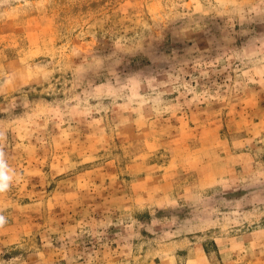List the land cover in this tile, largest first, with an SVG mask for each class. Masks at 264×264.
I'll use <instances>...</instances> for the list:
<instances>
[{
  "label": "rangeland",
  "instance_id": "rangeland-1",
  "mask_svg": "<svg viewBox=\"0 0 264 264\" xmlns=\"http://www.w3.org/2000/svg\"><path fill=\"white\" fill-rule=\"evenodd\" d=\"M0 264H264V0H0Z\"/></svg>",
  "mask_w": 264,
  "mask_h": 264
},
{
  "label": "clouds",
  "instance_id": "clouds-1",
  "mask_svg": "<svg viewBox=\"0 0 264 264\" xmlns=\"http://www.w3.org/2000/svg\"><path fill=\"white\" fill-rule=\"evenodd\" d=\"M15 173L9 168L4 159V153L0 151V192L6 191L10 187V182L13 180ZM6 223L4 216L0 215V226Z\"/></svg>",
  "mask_w": 264,
  "mask_h": 264
}]
</instances>
